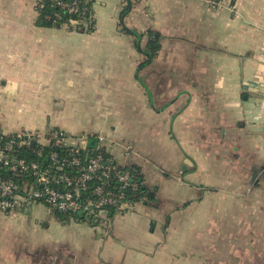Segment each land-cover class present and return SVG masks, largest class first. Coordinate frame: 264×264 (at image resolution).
<instances>
[{"label": "crops", "instance_id": "1", "mask_svg": "<svg viewBox=\"0 0 264 264\" xmlns=\"http://www.w3.org/2000/svg\"><path fill=\"white\" fill-rule=\"evenodd\" d=\"M37 3L0 0V132L102 136L155 198L109 226L0 209V264H264V0H96L88 33Z\"/></svg>", "mask_w": 264, "mask_h": 264}, {"label": "built area", "instance_id": "2", "mask_svg": "<svg viewBox=\"0 0 264 264\" xmlns=\"http://www.w3.org/2000/svg\"><path fill=\"white\" fill-rule=\"evenodd\" d=\"M57 2L68 14L77 15L73 25L87 28L93 21L96 0ZM0 209L13 212L31 205H44L60 215L106 219L110 208L124 209L125 190L136 176V169L123 167L96 136V146L87 147L89 136L70 137L59 129L44 133L17 131L0 134ZM80 140L68 145V140ZM22 150L23 155L17 154ZM128 151L129 148L126 147ZM34 157V158H31ZM10 176L22 178L15 181ZM110 183H116L110 189Z\"/></svg>", "mask_w": 264, "mask_h": 264}, {"label": "trees", "instance_id": "3", "mask_svg": "<svg viewBox=\"0 0 264 264\" xmlns=\"http://www.w3.org/2000/svg\"><path fill=\"white\" fill-rule=\"evenodd\" d=\"M71 1H76V0H38L37 7H36L37 14H38L37 25L43 28H59L60 26H64L69 30H75L76 32H79V33L91 32L94 28L93 21L91 25L87 28H83L80 25H73L72 21H75L78 19L77 15L68 14L65 8L57 4V2L69 3ZM78 1H79V5L81 8L85 6L82 0H78ZM86 6L88 7V5ZM123 30L132 33V31H129L126 28H124ZM140 36L142 38L143 35H139V37ZM161 40H162V37L159 33L155 31L147 32V43L145 47L141 50L143 55L146 57V59L141 65L147 64L155 57V55L160 49ZM0 134L2 133L0 132ZM89 137L91 138L92 135ZM89 149H92V148H89ZM23 153L25 152H23L22 150L17 152V154L19 155H23ZM31 158H34V157H31ZM132 167L136 169V176L131 181V185H134L135 188L129 187L125 190V193H124L125 200H127V203L129 204H134L138 202H143L146 204L148 202H153L155 198L154 191H149L143 184L142 176H141L139 168L136 166H132ZM7 177L12 178L15 181H20L22 179L20 177L10 176L9 173H7ZM116 186H117L116 183H110L108 187L110 189H115ZM120 211L121 210L110 208L109 212L107 213L106 219L104 220H101L99 218H92V217L86 219L85 217H82L79 214H74V215L58 214V215L61 216V218L63 219L72 218L75 221L86 220V221H89L91 225L98 226L99 223H101L102 221H108L110 216Z\"/></svg>", "mask_w": 264, "mask_h": 264}, {"label": "rangeland", "instance_id": "4", "mask_svg": "<svg viewBox=\"0 0 264 264\" xmlns=\"http://www.w3.org/2000/svg\"><path fill=\"white\" fill-rule=\"evenodd\" d=\"M36 132H38V131H36ZM68 136L71 137L72 135H68ZM67 143H68V145H79V146H81L80 140H74L73 138H71L70 140H68ZM29 208H31V207L30 206H27L24 211L25 212L30 211ZM120 210L122 211L123 209H120ZM109 224H110L109 221H102L101 223L98 224V226H105V225H108L109 226Z\"/></svg>", "mask_w": 264, "mask_h": 264}, {"label": "water", "instance_id": "5", "mask_svg": "<svg viewBox=\"0 0 264 264\" xmlns=\"http://www.w3.org/2000/svg\"><path fill=\"white\" fill-rule=\"evenodd\" d=\"M96 146V140L95 139H89L87 141V147L88 148H94ZM185 165H188V161L185 162L184 167H183V171H185L187 168Z\"/></svg>", "mask_w": 264, "mask_h": 264}]
</instances>
